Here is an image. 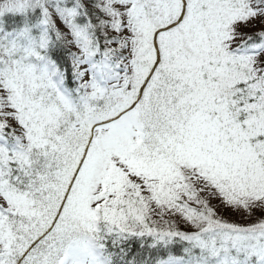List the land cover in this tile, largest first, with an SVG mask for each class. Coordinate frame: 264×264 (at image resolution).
<instances>
[{
  "label": "snow or ice",
  "instance_id": "obj_1",
  "mask_svg": "<svg viewBox=\"0 0 264 264\" xmlns=\"http://www.w3.org/2000/svg\"><path fill=\"white\" fill-rule=\"evenodd\" d=\"M0 264H264V0H0Z\"/></svg>",
  "mask_w": 264,
  "mask_h": 264
}]
</instances>
